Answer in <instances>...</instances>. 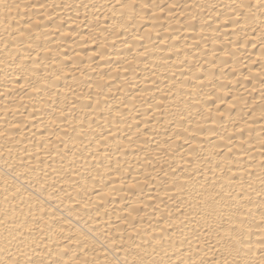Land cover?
I'll list each match as a JSON object with an SVG mask.
<instances>
[{"label": "bare ground", "instance_id": "1", "mask_svg": "<svg viewBox=\"0 0 264 264\" xmlns=\"http://www.w3.org/2000/svg\"><path fill=\"white\" fill-rule=\"evenodd\" d=\"M0 264H264V0H0Z\"/></svg>", "mask_w": 264, "mask_h": 264}]
</instances>
